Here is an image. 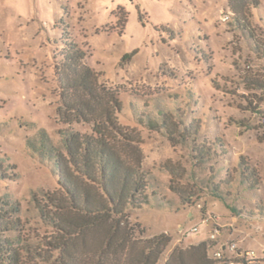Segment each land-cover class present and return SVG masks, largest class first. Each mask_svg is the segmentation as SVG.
Segmentation results:
<instances>
[{"label": "rangeland", "instance_id": "374dc122", "mask_svg": "<svg viewBox=\"0 0 264 264\" xmlns=\"http://www.w3.org/2000/svg\"><path fill=\"white\" fill-rule=\"evenodd\" d=\"M258 1L241 28L226 0H0L1 170L18 175L0 180V196L19 201L22 235L43 251L56 236L42 224L31 196L43 202V194L58 190L54 167L40 162L27 140L45 130L59 148L57 131L68 128L58 121L54 72L66 30L86 53L84 64L99 74L98 85L121 102L118 124L139 140L123 145L122 157L148 174L149 192L156 194L149 209L156 211L129 215L143 231L136 240L171 237L157 264L176 248L202 242L215 264H241L226 250L230 245L254 253L255 260L242 264H264V0ZM125 55L130 60L122 62ZM161 113L174 123L199 121L196 145L215 143L216 156L199 166L191 158L192 138L174 145L163 130L134 122L142 116L160 123ZM101 242V233H87L74 247L78 260L124 264V255L99 256Z\"/></svg>", "mask_w": 264, "mask_h": 264}, {"label": "trees", "instance_id": "16d2710c", "mask_svg": "<svg viewBox=\"0 0 264 264\" xmlns=\"http://www.w3.org/2000/svg\"><path fill=\"white\" fill-rule=\"evenodd\" d=\"M226 1L241 28L248 24L250 11L260 6L258 0ZM67 34L64 30L63 49L54 72L60 89L58 121L68 128L57 131L59 148L53 145L45 130H39L35 138L27 140V146L40 162L54 167L52 174L58 190L54 194H43V202L35 193L31 196L42 224L56 236L45 241L44 251L38 250L22 235L24 225L19 201L5 193L0 196V264H87L85 259L78 260L74 247L91 231L102 235L99 256L109 254L117 259L120 254L124 255V264H157L170 245L171 237L160 234L141 242L136 240V235H142V229L129 221L132 212L155 210L149 209L156 194L149 192L148 174L139 163L132 164L122 157L123 145L139 143V140L118 124L121 102L113 91L98 85L99 74L84 64L86 53ZM129 60V55L122 58V62ZM160 116V123L144 120L142 116L136 117L134 122L149 131L163 130L174 145L192 138L191 158L199 166L216 156L212 149L215 143L196 145L199 121L185 125L182 117L174 123L171 115L161 113ZM73 124L88 125L90 130H74ZM3 162L0 160V180L17 179V174L8 175L1 170ZM167 172L171 177L176 176L169 168ZM169 189L182 203H190L181 189L171 185ZM213 193L222 200L215 190ZM207 247L209 245L202 242L187 250L176 248L165 264H172L173 260L185 264L186 255L193 264H215L207 257ZM234 256L237 258L236 254Z\"/></svg>", "mask_w": 264, "mask_h": 264}, {"label": "built area", "instance_id": "2783aa9c", "mask_svg": "<svg viewBox=\"0 0 264 264\" xmlns=\"http://www.w3.org/2000/svg\"><path fill=\"white\" fill-rule=\"evenodd\" d=\"M263 122H264V120H263ZM211 240H215V237L212 236ZM226 250L232 252L234 255L236 254L237 258L240 259L241 264H242L243 260H245L247 262H252L253 260H255V255H254V253L252 251L238 252L235 245H230ZM214 257L216 259H220L221 258V253H215Z\"/></svg>", "mask_w": 264, "mask_h": 264}]
</instances>
